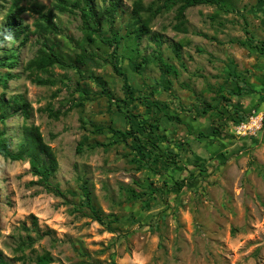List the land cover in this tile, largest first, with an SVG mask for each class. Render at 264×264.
I'll use <instances>...</instances> for the list:
<instances>
[{
  "label": "rangeland",
  "instance_id": "obj_1",
  "mask_svg": "<svg viewBox=\"0 0 264 264\" xmlns=\"http://www.w3.org/2000/svg\"><path fill=\"white\" fill-rule=\"evenodd\" d=\"M112 1L94 3L99 14L105 13L104 25L124 32L134 23L135 2L142 6L138 14L146 18L153 0H118L114 12H105ZM11 2L4 0L0 27ZM32 2L49 15L63 50L82 39L80 7L62 10L58 0L22 1ZM227 2L234 11L189 7L180 25L176 7L164 10L149 20L148 32L137 42L124 34L123 43L137 44L138 60L146 58L142 72L132 70L123 44L115 60L124 74L103 59L81 70L55 66L36 72L55 79L53 85L33 83L23 70L41 40L35 33L38 14H22L33 32L26 39L21 35L24 42L8 43L19 55L12 71L20 77L11 79L6 89L0 86V96L23 98L28 115L17 111L0 119V130L17 151L24 127L38 128L57 159L49 179L63 194L47 191L32 172L29 157L0 155V253L9 264H38L37 256L45 253L53 258L48 264H264V50L259 49L264 0ZM246 37L252 46L241 44ZM89 49L106 59L112 51L100 41ZM158 53L178 69L168 76V88L161 85ZM233 72L256 91L238 93ZM100 83L110 89L112 100ZM223 95L247 119L239 120L232 109L201 114L203 100L215 105L224 102ZM117 104L128 112V120ZM49 109L60 115H50ZM93 123L130 133L122 138L109 131L95 133ZM144 123L152 124L148 129L155 143L175 153L177 162L154 154L143 136ZM213 128L222 137H197ZM96 142L105 146L91 147ZM179 142L187 146L186 152L176 147ZM195 159L205 166L202 175L192 165ZM80 179L88 180L103 222L87 207L75 209L85 201ZM126 188L156 190L134 199Z\"/></svg>",
  "mask_w": 264,
  "mask_h": 264
},
{
  "label": "trees",
  "instance_id": "obj_2",
  "mask_svg": "<svg viewBox=\"0 0 264 264\" xmlns=\"http://www.w3.org/2000/svg\"><path fill=\"white\" fill-rule=\"evenodd\" d=\"M22 1L24 0H12L4 16V26L0 27V86L4 89L8 88V83L11 79L20 77V73L12 71V69L18 64L19 55L15 52L16 48L14 49L12 46L9 47L8 43H14L17 40H19V42H24V39L21 38V35L24 34V38L26 39V36H28L30 32H33L29 30V26L27 24L23 23L22 14L27 11L38 14L39 20L36 23L37 29L35 33H37L40 37L41 46L38 48L36 54L29 61H27L23 67V70L28 72V77L31 79V81L38 85H53L56 83V80L49 77L43 78L36 74V72H48L55 66L81 70L91 61H95V59H103L104 61L109 62L117 74H124L115 60V54L123 44H125L126 48L122 47V49L127 53L126 56L129 63L132 64V70L136 72H142L140 69L143 65V61H146V58L142 57L141 60H138V56H141V53L137 44L133 45L129 41H126L128 44L123 43V40L128 35L133 37V42H137L142 34L148 32L149 20L164 10H170L176 7V18L179 20V25L184 22L185 12L189 7L199 5H214L217 7V13L221 11H234L227 0H153L149 6L150 15L146 18H143L140 14H138V11L142 9V6L139 4V2H135L134 11L137 14L136 17L133 16L134 23L131 25V29L126 26L123 32L120 28H115L112 25L106 26L103 24V16L105 13H98L99 11L96 9L94 3L95 0H76L72 4H69L67 0H58L57 6L62 10L68 9L69 5L74 8L80 7L82 17V39L73 41L74 44L71 42V48L68 50H63L64 48L62 49V46L58 43L57 28L52 23L49 15L43 12L42 7L37 5L35 2L23 4ZM118 3V0L112 1L110 5L106 7L105 12H114L117 9ZM3 8H5L4 0H1L0 10ZM124 34H126V36ZM99 41L104 45L112 47V51L107 56L108 59H106V56H103V58L95 51L89 49L92 45L99 43ZM241 44L248 46L253 45L250 37H246L244 40H242ZM259 49L263 52L264 41L262 42V46H260ZM175 53L177 56H180L178 44H175ZM156 58L162 70L163 79L161 85H163L165 88H168V85L171 84V80L168 76L171 74H177L178 69L174 64L165 60V58L160 53H158ZM231 79L234 85L239 89L238 93L251 94L256 91L254 87L248 84L244 78L235 72L231 74ZM100 85H102V87L105 89V94H107L109 100H112L113 95L110 92V89L106 87L105 83H100ZM225 96L226 95H223L222 97L224 102L221 101L215 105H212L211 102L203 100L201 102V114L205 115L214 109L217 112L220 110L228 112L232 109L239 117V120L247 119L248 115L245 113V111L238 104L233 103L230 98ZM76 103L78 104L79 102ZM118 106L119 104H117V107ZM9 108H12V111L8 112ZM118 110V112L124 118L127 120L129 119V114L127 111H123L119 107ZM17 111H21L25 116H27L28 103L23 101V98L20 97L6 99L5 93H2L0 96V119L5 120L10 114ZM49 111V114L54 115L56 118L60 115V111L53 112L52 109H49ZM92 125L93 132L99 134L109 131L122 138L126 134L130 133V131L117 129L111 125L104 126L96 123H93ZM150 126H152L151 123H144L143 136L146 142L154 150V154L160 156L165 161L170 163L177 162L175 153L170 151H162L161 148L155 143L152 131L148 129ZM211 136L218 138L222 137L221 132L216 128H213L208 132L199 131L197 134V137L199 138H208ZM99 145L105 146V143L96 142L91 144V147H96ZM176 147L184 152L187 150V146L181 142L176 143ZM80 149L81 147H78V151H80ZM140 154L142 158H146L144 153L140 152ZM0 155L11 160H21L29 157V163L30 167L32 168V172L34 175L39 177L40 182L44 185L47 191L53 192L57 195L63 194V191H61V189L56 185L53 186L49 179L51 174L57 168V159L51 147L43 140V137L37 127H24V142L17 151H14L10 147V143L7 141L6 137H4V132L0 130ZM192 165L198 170V174H203L205 166L200 161L195 159L192 161ZM80 182L81 194L85 198V201L81 202L82 206H75V209L80 210L79 208L81 207H87L90 210L91 216L95 220L103 222L99 209L93 203L92 194L88 188V180L80 179ZM179 183L180 188L184 184V181L181 180ZM126 190L129 198L142 199L148 195L150 191L154 192L156 189L151 188L149 192L145 189L138 191L134 188H126ZM36 260L38 264H48L53 261V258L49 253H45L38 255ZM0 264H9L8 261L3 258L1 253Z\"/></svg>",
  "mask_w": 264,
  "mask_h": 264
}]
</instances>
